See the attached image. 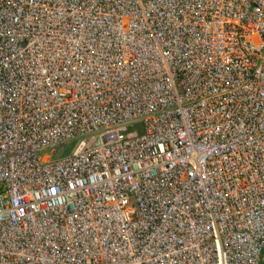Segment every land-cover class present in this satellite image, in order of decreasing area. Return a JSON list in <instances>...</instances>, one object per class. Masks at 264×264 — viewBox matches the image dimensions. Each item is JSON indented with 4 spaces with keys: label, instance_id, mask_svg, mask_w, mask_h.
Returning a JSON list of instances; mask_svg holds the SVG:
<instances>
[{
    "label": "built area",
    "instance_id": "2783aa9c",
    "mask_svg": "<svg viewBox=\"0 0 264 264\" xmlns=\"http://www.w3.org/2000/svg\"><path fill=\"white\" fill-rule=\"evenodd\" d=\"M263 250L264 0H0V264Z\"/></svg>",
    "mask_w": 264,
    "mask_h": 264
},
{
    "label": "rangeland",
    "instance_id": "374dc122",
    "mask_svg": "<svg viewBox=\"0 0 264 264\" xmlns=\"http://www.w3.org/2000/svg\"><path fill=\"white\" fill-rule=\"evenodd\" d=\"M137 127H138V126H137ZM70 147H71V146H70ZM69 149H70V148H69ZM69 149H68V150H69ZM68 150H67V151H68ZM261 257H262V261L260 262V264H264V250L262 251V255H261Z\"/></svg>",
    "mask_w": 264,
    "mask_h": 264
}]
</instances>
